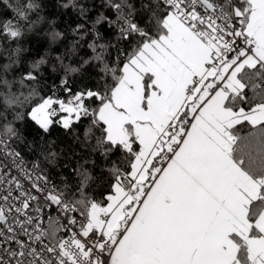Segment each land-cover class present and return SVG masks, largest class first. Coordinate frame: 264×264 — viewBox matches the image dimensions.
<instances>
[{
	"label": "snow or ice",
	"instance_id": "snow-or-ice-1",
	"mask_svg": "<svg viewBox=\"0 0 264 264\" xmlns=\"http://www.w3.org/2000/svg\"><path fill=\"white\" fill-rule=\"evenodd\" d=\"M0 264H264V0H0Z\"/></svg>",
	"mask_w": 264,
	"mask_h": 264
}]
</instances>
